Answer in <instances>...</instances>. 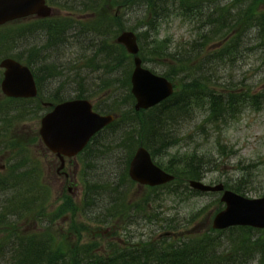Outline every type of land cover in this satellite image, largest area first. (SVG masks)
<instances>
[{
	"label": "rangeland",
	"instance_id": "374dc122",
	"mask_svg": "<svg viewBox=\"0 0 264 264\" xmlns=\"http://www.w3.org/2000/svg\"><path fill=\"white\" fill-rule=\"evenodd\" d=\"M55 1L65 7L62 11L49 2L54 8V14H57L55 19L69 17L72 22H85V19L80 20L78 16L82 0ZM112 2L100 0L97 12L87 16L96 17L100 14L101 17H112L116 11ZM192 4L196 6L197 12L191 19L167 16L158 22L155 31L139 39L140 45L146 47L145 55L149 57L143 58L144 66L159 74L178 72L176 65L159 60L151 55V50L153 45L166 53L180 50L185 56L191 57L190 63L196 70L210 69L205 75L212 79L210 89L213 92L228 95L236 89V94L242 96L249 90L253 98L235 105L233 115H225L216 123L206 119L208 108L200 109V106H196L190 118L177 124L180 145L154 160L161 167L167 168L179 162L183 155H188L186 160L193 155L203 156V172L199 179L209 185L234 184L241 172L244 173L239 171L240 165L253 164L249 170L250 175L256 176L255 186H264V0H192ZM69 8L75 11L70 13L66 10ZM124 15L127 29L131 28L137 35L147 30L143 25L147 14L140 6L130 9ZM209 19L215 23L210 24ZM34 22V19H23L17 27L24 29ZM153 36L156 37L154 44ZM36 39L31 41L30 47L47 48L42 53L44 58L32 66L38 76L41 99L12 101L14 99H7L0 91V106L3 105L0 107V219L5 220V224H0V239L7 236L8 221L18 223L17 226L22 230L17 232L21 233L24 229L35 230L42 220L41 226L51 228V233L58 236L64 252L75 247H89L96 254H101L103 251L109 253L112 248L124 247L128 240H156L167 231L176 235L170 242L179 239L185 243L206 236L210 240L219 238L224 251L214 262L223 264H228L227 259L238 250L240 242L245 238L264 239V231L258 232L252 228L232 230L226 234L212 233V218L224 207L219 201L220 194L193 193L186 182L183 185L187 189L182 184L175 186V183L155 189L134 184L131 201L142 202V199H148L147 205L110 225H100L94 219L87 221L82 217L80 207L85 192L83 181L89 184L96 181L101 183V180L112 177L111 173L119 171L113 163L117 161L121 168L120 159L123 155L102 153L101 158H97L96 152L101 148L97 141L92 146L94 150L90 156L88 152L65 161V169L62 171L67 178L64 179L57 172V158L47 150L38 136L40 119L45 113L41 102H57L82 95L88 97L92 104L98 105L103 114V110L114 106L121 111L133 109L134 100L130 105L124 87L123 65H126V61L107 74L102 69V62H98L93 53L86 51L85 44L80 43V40L72 44L66 36L64 45L51 47V43L43 38ZM28 47V44H20L15 48L5 44L0 47V60L5 52L27 59L30 56ZM222 49V58L213 55V52ZM116 62L117 58H113L112 63ZM2 73L0 69V81ZM172 82L176 91L181 90L183 81L180 76L173 78ZM18 106L20 108L16 109ZM23 111L27 114L25 119L21 115ZM133 133L130 131L124 134L132 138ZM87 164H91V167H87ZM180 168L187 169L185 166ZM10 175L17 177L18 185L11 182ZM27 177L29 181H26ZM43 186L48 190L49 198L42 210L31 213L30 218L13 220L14 214L7 215L4 212L5 204L26 206L27 210L37 208V204L32 207L28 205L32 195L45 192ZM255 191L257 193L251 191L245 195L250 198L264 195V189ZM65 199H68V207H76V210L79 208V211L72 213L67 210L58 214ZM33 217L34 221L31 219ZM247 258L242 257L235 264H264L258 254Z\"/></svg>",
	"mask_w": 264,
	"mask_h": 264
},
{
	"label": "trees",
	"instance_id": "16d2710c",
	"mask_svg": "<svg viewBox=\"0 0 264 264\" xmlns=\"http://www.w3.org/2000/svg\"><path fill=\"white\" fill-rule=\"evenodd\" d=\"M48 2L56 5L57 9L65 10V7L61 6L60 2L55 0H48ZM99 3L100 0H82L78 16H80V20L85 19V22H72L69 17L55 19L57 14L53 13L49 19L28 18L34 19L35 24L31 23L32 26L24 29L17 27L20 21L4 25L0 28V47L8 44L15 48L20 44H28L30 56L27 59H23L19 55L11 56L5 52L2 58L11 57L28 65L34 71L38 82L37 73L32 66L42 60V53L47 48L40 47L38 50L33 46L30 47L32 45L31 41L41 37L47 43H51V47H53L64 45L66 36H68L69 42L72 44L76 40H80V43L85 44L84 48L86 51L93 53V57H96L98 62H102V69L107 74L115 71L120 64L123 65V62L126 61V65H123V74H125L124 87L127 90V99L131 105L133 103V98L129 93V73L132 69L131 57L126 54L122 46L114 43L115 37L128 27L126 24L127 19L124 20V14L136 6H140L147 14L145 17L146 21L143 23L147 30L138 34L141 40V37L155 31L158 22L162 18L183 16L191 19V17L196 15L197 8L192 4V0H113L112 5L116 7V11L112 17H101L100 14L96 17L94 15L87 16L97 12ZM66 10H69L70 13L75 11L73 8ZM262 18L264 38V16ZM211 23L214 24L215 22L210 20ZM153 38L152 44L156 41V37L153 36ZM145 50L146 47L140 45L142 60L146 56ZM184 52H188V50H184ZM151 55H154L159 60L166 61V63L170 62L176 65L178 72H164L163 75L169 79L180 76L183 86L181 90L176 91L169 99L146 111L135 112L131 108L127 111H121L119 107L115 106L103 110L105 113L115 114L116 119L93 137L83 154L90 152V156L91 151L94 150L92 146L98 141L102 151H99L100 148L96 152L95 156L97 158H101L102 153L123 156L120 159L121 168L117 161L113 163L119 171H114L110 174L112 177L101 180L102 184L98 181L93 182V184L83 181L85 192L80 210L82 217L87 221L94 219L95 223L100 225H110L119 218L136 212L141 206L147 205L148 199H142V202L131 201V189L134 183L127 177V166L137 146H145L153 158L162 156L167 150L180 145L179 128H176L177 124L187 117L190 118L192 113L195 112L196 106H200V109L208 108L206 119L209 122L216 123L225 115H233L235 105L244 103L250 97L253 98L249 90H246L242 96L236 94V89L232 90V93L228 95L213 92L210 89L212 79L205 75V72L210 69L196 70L190 63L191 57L185 56L180 50L166 53L160 50L158 46L155 47L153 45ZM213 55L222 58L224 56L223 49L213 52ZM146 57L149 58L148 56ZM113 58H117L116 63H112ZM95 68L97 69L98 66L96 65ZM74 98L89 99L82 95H76ZM21 101L33 100L22 99ZM60 101L63 100H58V102ZM22 106L24 108V104ZM17 108H20V106ZM95 108L97 109L98 105ZM98 109L101 111L100 108ZM21 115L23 119L27 117L25 111ZM130 131L135 132L132 138H130L129 134H124ZM186 157L188 155H183L179 162L164 168L167 172L175 175L176 178L178 177L179 181L173 182L175 186L178 183L183 185L187 178L198 179L200 178V173L203 172V156L193 155L187 160ZM157 164L161 167L159 163ZM180 166H185L187 169L183 170ZM87 167H91V164H87ZM250 167H253V164L240 165L239 171H244V173L241 172V175L234 180V184L231 182L229 185L225 184V187L242 195L251 191L257 193L255 190H263L264 186H255L254 179H256V176L250 175ZM16 178L12 176L10 180L15 185H18ZM25 179L26 181L30 180L29 177ZM42 196L45 198H41ZM48 198V190L45 188V192L42 195L35 193L31 197V202L28 206L31 205L32 207L37 204V208L27 210L26 206L17 207L5 204L4 212H7V215L14 214L12 220L16 218L27 219L30 218L31 213L42 210ZM63 201L64 204L60 207L58 214H63L67 210L72 213L79 211V208L76 210V207H68V199ZM36 217L40 218V216ZM31 219L34 221L35 217ZM4 221L0 219V224H5ZM42 223L43 221L40 220L41 225ZM17 224L11 221L6 224L9 231H7L6 237L3 236L0 239V264H223L214 262L224 251V245L221 244L220 246L219 238L210 240L206 236V238L190 240L185 243L180 240L178 242H170L168 241L170 238L164 236L156 240L139 239L134 241L126 239L128 243L125 246L123 245L124 247L112 248L109 253L103 251L101 254H96L89 247H75L69 252H64L58 236L55 235V238L51 233V228L48 226L38 225L39 227L33 231L24 229L19 233L17 231L22 229ZM244 229L251 228L233 227L227 231L218 232V234ZM256 231L260 232V230ZM75 234L78 235L77 232ZM214 234L217 233L214 232ZM232 245L234 244L232 243ZM219 247L221 252H219ZM255 254H258L261 261L264 262V239L255 238L252 240L251 238H245L240 242L238 250L227 259L228 264H235L236 261H241L242 257L251 258ZM221 259L226 260L224 257Z\"/></svg>",
	"mask_w": 264,
	"mask_h": 264
},
{
	"label": "water",
	"instance_id": "95a60500",
	"mask_svg": "<svg viewBox=\"0 0 264 264\" xmlns=\"http://www.w3.org/2000/svg\"><path fill=\"white\" fill-rule=\"evenodd\" d=\"M51 8L45 0H0V26L30 16L48 18ZM126 52L133 56L130 76L131 94L135 98L134 110L149 109L168 98L173 85L164 77L152 73L142 66L139 57L137 36L132 31H123L115 39ZM3 77L1 92L8 98H34L37 87L31 69L12 58L0 61ZM114 120L112 115H101L92 111L88 100H69L53 106L40 120L39 136L46 148L60 161L58 171L64 167V159L81 152L90 139ZM128 176L138 185L156 187L167 184L174 176L157 166L149 151L139 146L128 166ZM189 186L201 192H222L220 201L225 208L213 218L212 228L224 230L234 226L264 229V196L247 198L222 184L205 185L191 180Z\"/></svg>",
	"mask_w": 264,
	"mask_h": 264
},
{
	"label": "bare ground",
	"instance_id": "6f19581e",
	"mask_svg": "<svg viewBox=\"0 0 264 264\" xmlns=\"http://www.w3.org/2000/svg\"><path fill=\"white\" fill-rule=\"evenodd\" d=\"M123 31H129V29H126V30H123ZM123 31H121V32H123ZM121 32H120V33H121ZM120 33H119V34H120ZM119 34H118V35H119Z\"/></svg>",
	"mask_w": 264,
	"mask_h": 264
},
{
	"label": "flooded vegetation",
	"instance_id": "af4514ba",
	"mask_svg": "<svg viewBox=\"0 0 264 264\" xmlns=\"http://www.w3.org/2000/svg\"><path fill=\"white\" fill-rule=\"evenodd\" d=\"M3 168H4V166H3ZM66 178H67V176H65Z\"/></svg>",
	"mask_w": 264,
	"mask_h": 264
}]
</instances>
